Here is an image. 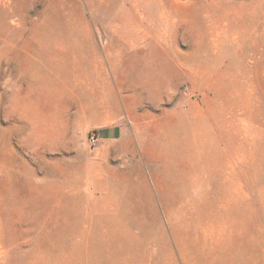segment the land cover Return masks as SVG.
Instances as JSON below:
<instances>
[{
  "label": "rangeland",
  "instance_id": "374dc122",
  "mask_svg": "<svg viewBox=\"0 0 264 264\" xmlns=\"http://www.w3.org/2000/svg\"><path fill=\"white\" fill-rule=\"evenodd\" d=\"M0 264H264V0H0Z\"/></svg>",
  "mask_w": 264,
  "mask_h": 264
},
{
  "label": "crops",
  "instance_id": "0c3cea01",
  "mask_svg": "<svg viewBox=\"0 0 264 264\" xmlns=\"http://www.w3.org/2000/svg\"><path fill=\"white\" fill-rule=\"evenodd\" d=\"M123 128L119 124H109L100 126L97 132V140L113 141L121 138Z\"/></svg>",
  "mask_w": 264,
  "mask_h": 264
},
{
  "label": "built area",
  "instance_id": "2783aa9c",
  "mask_svg": "<svg viewBox=\"0 0 264 264\" xmlns=\"http://www.w3.org/2000/svg\"><path fill=\"white\" fill-rule=\"evenodd\" d=\"M96 141H97V137L95 135L91 134V136H90V142L91 143H95Z\"/></svg>",
  "mask_w": 264,
  "mask_h": 264
}]
</instances>
